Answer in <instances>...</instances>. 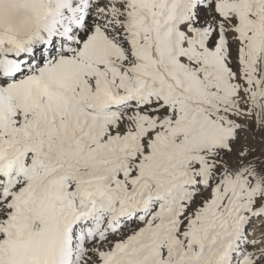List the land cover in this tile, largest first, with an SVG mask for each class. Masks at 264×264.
I'll return each mask as SVG.
<instances>
[{
    "label": "snow or ice",
    "instance_id": "obj_1",
    "mask_svg": "<svg viewBox=\"0 0 264 264\" xmlns=\"http://www.w3.org/2000/svg\"><path fill=\"white\" fill-rule=\"evenodd\" d=\"M0 264H264V0H0Z\"/></svg>",
    "mask_w": 264,
    "mask_h": 264
}]
</instances>
